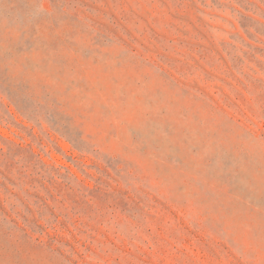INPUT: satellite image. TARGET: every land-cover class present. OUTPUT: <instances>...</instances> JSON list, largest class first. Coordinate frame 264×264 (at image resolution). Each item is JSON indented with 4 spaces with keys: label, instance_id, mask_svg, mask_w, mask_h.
<instances>
[{
    "label": "rangeland",
    "instance_id": "374dc122",
    "mask_svg": "<svg viewBox=\"0 0 264 264\" xmlns=\"http://www.w3.org/2000/svg\"><path fill=\"white\" fill-rule=\"evenodd\" d=\"M0 264H264V0H0Z\"/></svg>",
    "mask_w": 264,
    "mask_h": 264
}]
</instances>
